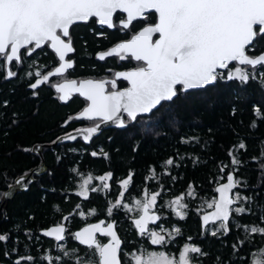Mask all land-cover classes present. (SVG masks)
Here are the masks:
<instances>
[{
  "label": "trees",
  "instance_id": "obj_1",
  "mask_svg": "<svg viewBox=\"0 0 264 264\" xmlns=\"http://www.w3.org/2000/svg\"><path fill=\"white\" fill-rule=\"evenodd\" d=\"M153 21L154 17H150L148 22ZM137 27L138 23L131 30L135 32ZM100 29L94 21L73 26L79 55L71 74L106 75L107 64L96 61V52L122 33L107 31L106 37H100L97 34ZM256 44L257 53L264 52V40L258 38ZM50 54L44 57L39 54L37 58H45L48 65L54 60ZM47 71L44 68L40 72L43 75ZM27 73L20 72L11 80L3 79V73H0V233L19 230L23 256L31 255L34 262H40L43 256L40 246H51L47 239L38 242V236L44 237L41 231L65 221L69 256H62L65 261L56 264H89V261L97 260L92 250L76 242L74 231L99 219L97 213H107L115 190L120 187L119 182L129 173L134 188L141 187L146 181L150 188L157 190L158 174L162 173V195L164 191H168L164 194L168 197L182 191H194L195 195L186 200L185 219L175 222L181 229L178 235L181 242L191 237L189 241L207 253L201 257L204 264H248V257L239 259L229 255L235 252L232 245L238 239L248 238L251 242L240 247L248 253L264 244V237H252L236 227L237 224H260L259 218L264 216V79L259 69L256 78L247 83L218 79L214 85L181 93L178 98L166 102L159 113L151 115L152 120L139 117L124 130L104 137L106 140L112 136L109 143L104 144L98 138L90 146L83 143L64 145L59 143L61 137L58 139L66 132L62 131L63 121L69 116L74 119L81 101L75 99L65 105L50 87L38 88V94L34 96L29 84L36 77H29ZM256 108L260 109L261 116H257ZM253 122L255 127H252ZM240 142L246 145L245 149L238 150ZM39 146L40 151H36ZM229 151L241 161L239 166L231 165ZM92 152L97 155L92 156ZM104 153H107L106 157ZM168 159L174 163L167 165ZM224 165L228 167L222 173L219 169ZM38 167L39 170L34 172L33 169ZM233 168L241 181L236 190L242 196L251 197V202L245 204L252 211L242 216L234 214L229 222L230 232L213 237L202 228L200 221L201 214L209 209L196 211V208L216 197V186ZM109 172L112 178L109 189L104 191L98 177ZM149 173L155 175L148 176ZM29 174L32 182L28 189H16L15 194L4 202L11 185ZM88 175L94 178L92 186L100 190H90L88 199H84L77 195L76 188ZM138 182L141 184L137 185ZM93 209L95 215L89 212ZM80 212H84V216ZM64 217L68 219L63 220ZM15 222L17 224L12 225ZM5 246L7 249L8 245L0 242V264H13L14 255L11 259L6 258L12 253L5 251Z\"/></svg>",
  "mask_w": 264,
  "mask_h": 264
},
{
  "label": "snow or ice",
  "instance_id": "obj_2",
  "mask_svg": "<svg viewBox=\"0 0 264 264\" xmlns=\"http://www.w3.org/2000/svg\"><path fill=\"white\" fill-rule=\"evenodd\" d=\"M118 12L124 16L119 18L117 24L114 22V16ZM150 17H154L155 22H148ZM90 21L98 23L101 27H119L124 31L131 30L134 22L145 24L139 31L134 32L130 39L98 53L99 60L111 56L119 57L120 60H134L137 62L135 68L117 71L110 80L87 79L79 83L76 80H65L63 83L52 85L60 94V101L66 102L70 99V93L75 92L87 102L79 115L74 117L94 122L92 126L77 130V134L82 136L85 142L91 141L102 124L113 123L118 128H125L128 122L136 121L141 114L152 113L162 102L173 101L181 93L192 89L214 85L218 79L226 78L247 83L256 78L257 69L264 79V52L254 56L248 54L250 48H255L258 38L264 40V0H0L2 78L11 80L17 77L18 73L13 70V64L20 67L37 49H43L47 45L58 57L59 66L43 75L38 70L35 73H27L29 77H36L29 87L33 90L32 94L37 95L36 90L48 83L51 77L63 76L74 67V62L68 59L69 54L75 51L70 29L80 22ZM118 80L126 81L128 86L119 88ZM255 112L257 116L262 115L259 108H256ZM255 126L253 122L252 127ZM64 139L74 141L77 135L66 133ZM245 148L246 145L240 142L238 150ZM91 155L96 156L97 153L92 152ZM104 155L106 157L107 153ZM228 155L231 157V165L241 164L232 151H229ZM173 163L172 159L166 161L167 165ZM227 167L228 165H224L219 171L223 173ZM235 171V168L229 171L226 175L227 182L220 183L215 188L218 198H213L207 203V208L213 210L202 216L205 231L210 232L213 237L230 232L229 222L233 214L242 216L252 211L250 207L244 206L245 203L251 202V197L242 196L239 191L233 192L241 186V181L234 175ZM111 178V172L98 177L102 190L109 189L107 181ZM91 181L90 175L83 180L78 196L88 199V185ZM131 182L132 174L129 173L121 182L124 191H121L120 198L107 208V214L111 216L114 209L119 208L127 212L135 210L138 218L133 219V224L138 234L147 236L152 245H164L166 236L162 233L166 230L162 227L160 231L149 228L150 224H155L161 219L151 211L156 206L160 193H153L150 197L145 193V199H136L133 208L129 203L123 202L124 192L128 190ZM23 183L24 177L16 181L19 185ZM90 190L96 192L100 189L92 187ZM188 195L194 196L195 193L189 191ZM183 201L182 194L170 204L175 215L181 220L187 215L184 211L187 204ZM91 214L95 215V209ZM80 215L84 216V212H80ZM64 219L67 220L68 217ZM259 219L260 224H237L236 227L242 228L252 237H264V216ZM210 223L215 227L209 229ZM174 232L179 234L180 229L175 228ZM65 233L66 228L59 224L45 230L43 235L54 237L56 242H61L66 238ZM97 234L110 239L107 243H101ZM74 238L80 245L92 250V255L98 257L95 261H89V264H122L121 240L115 231L114 223L108 222L105 226V221L101 220L88 224L75 232ZM8 239L7 235L0 234V242H6ZM188 239L191 240V237ZM250 242L248 238L238 240L232 245L233 250L238 251ZM58 247H61L64 257L69 256V251L64 250L62 245L58 244ZM190 254H195L196 257L207 256L199 246L186 243L178 260L164 252L153 251L148 252L146 257L132 253L129 264H193V256ZM34 259L31 255L19 257L15 264ZM41 259L47 264H56L62 257L45 255ZM252 264H264V250L252 260Z\"/></svg>",
  "mask_w": 264,
  "mask_h": 264
},
{
  "label": "flooded vegetation",
  "instance_id": "obj_3",
  "mask_svg": "<svg viewBox=\"0 0 264 264\" xmlns=\"http://www.w3.org/2000/svg\"><path fill=\"white\" fill-rule=\"evenodd\" d=\"M123 16H124L123 13L118 12L114 16V22L118 24L119 18L123 17ZM90 22H88V23H90ZM136 23H138V25H139V27H137L136 31H139L145 24V22H134V24H136ZM81 24H86V23H78L76 25H81ZM97 25L101 28L97 32L98 36H100V37L108 35L106 33L107 31L108 32H115L116 31V32L122 33L121 34L122 36L119 35L120 36L119 38L109 42L107 44V46H105V48H103V50L96 52V61H98L100 63L107 64V68L105 69V72H104L106 75H104L103 77H85V76H75V75L71 74V73H73V71L77 65L78 55H79V51L76 48V45L74 43V38H73V34H72V28L73 27H72L70 29V34L72 37L73 47H74L75 51L73 53L69 54L68 59H71L74 62V67L72 69H69L66 73H64L63 76L51 77L48 83L43 84L40 87L53 88V93H55V97L58 98L60 94L56 92L54 87H52V85H54L55 82H57V84H59V83H63L65 80H76L77 83H79L81 80H87V79H92V80L109 79L110 80V79L114 78L115 72H117V71H128V70H131L137 66V62L134 60H131V59L120 60L119 57H116V56L106 57L104 60L98 59V53L103 52V51H107L110 48L114 47L115 44L130 39L132 34H134V32L132 30H127L128 31V33H127V31L121 30L119 27L109 29V28L104 27V26L101 27L98 23H97ZM100 33H103V35H100ZM123 33H125V34H123ZM257 52H258V49L250 48L248 51V54L253 55V56L259 55L260 53H257ZM49 53H51L50 55H52L54 60H50L48 65L45 64L46 63L45 58H42V60L37 58L39 54H42V56L44 57V56H48ZM122 64H129V65L125 66ZM58 66H59L58 57L55 56V53L50 48H48L47 45H45L43 47V49H37V51L35 53H33L32 57H28L25 64L21 65L20 67H15V65L13 64V67H15V71H17L18 74L20 72L23 73L24 71L35 73L38 70V67H40V70H38V71H41L44 68L46 70H48L45 73V74H47L49 71H54L55 67H58ZM230 67H232V65H230ZM117 83H118V87L121 89L128 86L127 82L123 81V80H118ZM75 99H79L81 101V103L78 106L77 112L73 115V118L76 117L83 110V108L86 106L87 102L78 93H73V92L70 93V99H68L66 102L61 101V102L65 103V105H67L69 102L74 101ZM165 103L166 102L162 103V105L159 108H157L156 110H154L152 113L147 114V115H140V116H138V118L146 116L147 119H151V115H153L154 113H159L160 108ZM93 123H94L93 121H88V120H84V119H72L70 116L67 117L63 121V124H62V128H63L62 131H66V132L61 133L60 136L58 137V138H60V137L63 138V139L62 138L60 139L59 143L64 144V145L67 144L70 146H73L74 144H78V143L79 144L83 143L86 146H90L91 144H95V142L98 138L102 139V143H104V142L109 143L112 136L111 137L109 136L108 138H106V140H104V137H107V135L114 134L118 130H124L126 128V127L125 128H118L116 126L104 127L98 135L92 137L91 141L85 142L83 140L82 136L77 134V130L84 128V127L92 126ZM129 124H130V122L127 123V126ZM66 133H71V134L73 133V135H77V139L74 141L64 139ZM152 174L153 173H149L148 176H151ZM158 175L160 176V182H159V188L157 190H153L152 188H150L146 181H145L144 185H142L141 187L134 188L133 187L134 182L132 179V182L129 185L128 190L124 192L123 202L129 203L131 205V204H134V201L136 199L144 200V198H142V197L145 195V193H151L152 194V193L159 192L160 195L157 197L156 206L151 211L154 214L159 215L161 217V219L159 221H157L155 224H150L149 228L153 229V230L160 231L161 227L165 226L164 224H167V226H166V228H167L168 226H171V225H169L170 221L172 222L173 220H176V219L170 214V204H168L166 202V200L168 198H170L171 196L170 197L164 196V194H167L168 191H164V193L162 195V173H159ZM123 180H121L118 184V185H120V187L115 190V196L112 200V203H114L117 199H119L120 198L119 193L121 191H124V189L121 188V182ZM31 182H32V179H31ZM15 184H16V182L11 185V188ZM140 184H141V182L137 183V185H140ZM165 211H167L168 213H166ZM97 215H98L99 219H97L96 221L106 220L105 224H107L108 222H114L115 223L118 234L120 235V238L122 240V244H121L122 264H129V262L132 260V256H131L132 253L140 254V255L146 257L148 252L154 251L157 253L164 252V253H167L168 255H172V256L177 257L180 254V251H179L180 248L184 244L191 243V244L197 246L194 242H190L189 240L188 241L185 240V241L181 242L180 239H178V238H180V236L178 237V235L173 236V237L170 236L169 237L170 242H166L164 245H152L147 236H143V237L140 236L138 234V231L135 229V226L133 224V219L138 218V214L135 210L133 212H127V210H125L123 208H119V209H114L113 214L111 216H109L107 213H99V214L97 213ZM102 215H104V216H102ZM63 220H65V219L63 218ZM16 222L12 223V225L13 224L16 225L17 224ZM57 224H64L67 226L65 221L60 222V223L57 222V223L52 224V225H57ZM209 226H212V224ZM0 234H5L9 237V239L6 242H2V243L8 245L7 249L5 246V251L8 250L12 253L11 256H6V258L11 259V257L14 255L13 260H11V261L13 264H15L16 260L19 257H23V255H22V240H21V236H20L21 232L17 229H14V230H10V231L1 232ZM45 239H47L50 242L51 246H49L47 248H45L43 244L40 246V247H42L41 252H42L43 256L51 255L53 257H55V256H61L62 257L63 255L61 253L63 251L61 250V247H58V244L62 245L64 250L69 251V245L67 243L66 238L61 243H58L55 241V239L48 238L46 236H44L43 238H40L38 236V242L39 243L44 242ZM109 239H110L109 237L98 236V240L101 243H106ZM261 250H264V244H262L257 249L253 248V250L249 251L248 253L243 252L242 248H239L238 251H235L234 253H231L229 255L230 256H238L239 259H245L248 257L250 259L248 264H252V260L254 259V257L259 256V253ZM190 256H193V264H204V261L201 260V257H196L195 254H190ZM96 259H98V257H96ZM61 260L65 261L64 258ZM60 261H58V262H60ZM45 262H44V260L43 261L41 260L40 262H34V260L33 261H25L26 264H43V263L47 264V262L46 263ZM21 264H23V261H21Z\"/></svg>",
  "mask_w": 264,
  "mask_h": 264
},
{
  "label": "rangeland",
  "instance_id": "obj_4",
  "mask_svg": "<svg viewBox=\"0 0 264 264\" xmlns=\"http://www.w3.org/2000/svg\"><path fill=\"white\" fill-rule=\"evenodd\" d=\"M249 71H251V69H249ZM54 84H57V82H55ZM152 120V119H151ZM150 120V121H151ZM145 129H147V128H145ZM149 129V128H148ZM89 176V175H88ZM88 176H85V177H83L82 179H81V181L77 184V188H76V191L77 192H80L81 191V187H80V185L83 183V180H85V179H87L88 178ZM92 177V176H91ZM98 181H99V179H98ZM94 178L92 177V181L90 182V184L88 185V187H89V192H90V189L92 188V187H94V186H92V184H94ZM107 183H109V181H107ZM191 191V190H190ZM188 192L189 191H183V192H181V193H179L178 195H175V196H172V197H170V198H168L167 200H166V202L168 203V204H171V201H173L174 199H176V197H178V196H180V195H184V201H183V203H185V204H187L186 203V200H187V197L189 196L188 195ZM235 192H237V190L235 191ZM148 194V196L150 197V195H151V193H147ZM153 194V193H152ZM142 198H144L145 199V195L142 197ZM214 198H216V197H214ZM212 200V199H211ZM211 200H209L208 202H210ZM208 202H206V205H204L203 207L201 206L199 209L198 208H196V211L197 210H204V209H206L207 208V203ZM113 204V203H112ZM112 204H111V206H112ZM131 206H133V208H134V204H131ZM245 207H248L246 204L244 205ZM187 209H188V204H187V208L186 209H184V211L185 212H187ZM207 209H209V208H207ZM90 213L92 212V210L91 211H89ZM205 212V211H204ZM170 214L175 218V219H179L176 215H175V212L172 210V207H170ZM177 223L175 222V220H173L172 222L170 221V223H169V225H171V226H168L167 228H166V226H167V224H164L165 226L164 227H162L163 229H165L166 231L165 232H163L162 234H164L165 236H166V242H170L169 241V237L171 236V237H173V236H176V235H179V234H176L175 232H174V229L175 228H179L178 227V225H176ZM215 227V225H212V226H208V228L209 229H211V228H214ZM180 229V228H179ZM156 231H158V230H156ZM180 231H181V229H180ZM171 234L170 236L168 235V234ZM179 237V236H178ZM187 244H191V243H187ZM193 245V244H192ZM184 246V245H183ZM183 246L180 248V252L183 250ZM166 255H168L167 253H165ZM168 256H170V257H173V258H175V259H179V256H177V257H175V256H172V255H168ZM255 258V257H254Z\"/></svg>",
  "mask_w": 264,
  "mask_h": 264
},
{
  "label": "water",
  "instance_id": "obj_5",
  "mask_svg": "<svg viewBox=\"0 0 264 264\" xmlns=\"http://www.w3.org/2000/svg\"><path fill=\"white\" fill-rule=\"evenodd\" d=\"M80 23H83V22H80ZM104 27H107V26H104ZM193 90V89H192ZM189 91H191V90H189ZM73 93H75V92H73ZM175 99V98H174ZM162 103H164V102H162ZM160 106H158V108H159ZM156 110V109H155ZM154 111V110H153ZM148 114H150V113H148ZM79 115V114H78ZM77 115V116H78ZM141 115H147V114H141ZM108 126H116L115 124H113V123H109V124H102L101 125V127H100V130L94 135V136H96V135H98L100 132H101V130L104 128V127H108ZM117 127V126H116ZM72 135H73V133H72ZM62 138V137H61ZM60 138V139H61ZM59 139V140H60ZM63 139V138H62ZM40 149H41V147L39 146V147H36V151H40ZM44 165V163L42 164V166ZM39 170V167L38 168H34L33 169V171L34 172H37ZM234 175H235V177L237 178V176H236V173H234ZM227 181H226V178H225V180L223 181V182H220V183H226ZM30 183H31V174H29L28 176H26V177H24V183H23V185H19V184H15L13 187H12V189H10V191H8L7 192V194H6V196H5V200H4V202H6V200L9 198V196L11 195V196H13L14 194H15V192H16V189H18V188H20V189H24V190H27L28 189V186L30 185ZM219 183V184H220ZM218 184V185H219ZM217 185V186H218ZM216 186V187H217ZM236 191V189H234L233 190V192H235ZM216 198H218V193H216ZM213 209H209V210H207V211H205V212H203L202 214H201V216H200V221H201V225H202V228L203 229H205L204 228V226H203V221H202V216L203 215H205V214H207V213H209V212H211ZM101 221V220H100ZM105 221V223H106V220H104ZM99 221H94V222H91V223H88V224H92V223H98ZM112 223H114V222H112ZM88 224H85V225H83L82 227H80L79 229H77V230H75L74 231V234H75V232H77V231H79V230H81L83 227H86ZM57 225H59V224H57ZM57 225H52V226H50V227H48V228H46V229H43L42 231H41V234L43 235V232L45 231V230H48V229H50L51 227H54V226H57ZM114 225H115V223H114ZM209 225H211V223L209 224ZM208 225V226H209ZM63 226L66 228V232H67V226L66 225H64L63 224ZM105 226H106V224H105ZM115 231H116V233H117V235L119 236V238H120V235L118 234V231H117V229H116V225H115ZM98 236H101L100 234H97V238H98ZM65 237H66V233H65ZM48 238H52V239H54V237H48ZM120 240H121V238H120ZM62 242V241H61ZM61 242H58V243H61ZM78 244H79V242L78 241H76ZM108 242V241H107ZM106 242V243H107ZM121 244H122V240H121ZM82 246H84V245H82ZM84 247H86V246H84Z\"/></svg>",
  "mask_w": 264,
  "mask_h": 264
}]
</instances>
